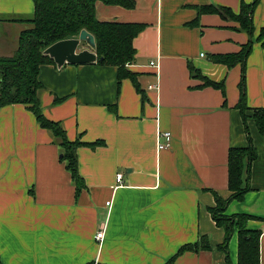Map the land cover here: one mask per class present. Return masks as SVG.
I'll use <instances>...</instances> for the list:
<instances>
[{"label": "crops", "instance_id": "1", "mask_svg": "<svg viewBox=\"0 0 264 264\" xmlns=\"http://www.w3.org/2000/svg\"><path fill=\"white\" fill-rule=\"evenodd\" d=\"M134 1V9L98 2L96 17L146 25L128 66L139 75L144 95L128 79L119 86L116 67H41L44 115L62 122L70 141L105 143L78 150L87 186L79 195L62 148L35 115L21 104L0 108V264H238V230L227 251L220 249L226 231L210 209L215 195H232L229 150L250 145L258 154L245 174L250 190L230 201L225 215L254 217L247 229L262 232L264 264V136L252 111L264 108V47L258 41L264 0L252 10V34L228 12L211 9L238 15L243 3L255 0ZM34 12V0H0V58L14 56ZM250 41L244 68L211 61L238 53ZM190 64L211 81L224 82L225 93L197 88L203 82L192 77ZM243 77L246 125L236 108ZM159 131L173 135L168 150H158ZM101 230L105 239L99 243ZM194 244L210 249L178 254Z\"/></svg>", "mask_w": 264, "mask_h": 264}, {"label": "trees", "instance_id": "2", "mask_svg": "<svg viewBox=\"0 0 264 264\" xmlns=\"http://www.w3.org/2000/svg\"><path fill=\"white\" fill-rule=\"evenodd\" d=\"M98 2L108 6H121L126 9H134L136 6L134 0H34L35 12L29 20L31 28L21 33L18 49L13 57L0 58V108L17 104L25 105L35 115L39 125L51 133L63 150L62 160L66 161V168L76 184V195H79L87 187L84 178L79 173L78 150L84 147L95 150L104 147L105 143L103 141L86 143L81 140V137L75 141H70L62 122L50 120L44 115L39 97L44 88L39 79L40 71L42 66L55 65V63L48 56L43 55V52L59 41L78 37L80 32L85 29L95 37L97 63L103 66L116 67L119 86L123 80L128 79L133 83L136 90L144 95L139 83V75L130 71L127 65L134 62L136 50L133 42L146 28V25L99 21L96 17ZM258 2L259 0H255L251 5L243 3L238 15L230 9L219 8L211 9V11L228 12L230 14L228 16L233 21L238 22L242 30L252 34L254 26L251 14ZM204 10L207 9H200L199 12L202 13ZM258 41L264 47V27L260 30ZM251 49L252 43L250 41L243 45L238 53L214 55L211 57V61L228 68L237 65L244 68ZM189 69L193 78L203 82L197 88L213 87L225 93L224 82L211 81L192 64L189 65ZM240 91L241 96L236 108L242 114L246 125L248 106L246 104L244 77L240 83ZM61 101L58 98L55 100L58 103ZM252 111L258 131L264 136V108ZM246 131L248 132L247 127ZM257 157V151L252 145L229 150V189L232 195L227 200L215 195L216 207L210 209L217 225L226 231V239L220 249L227 251L228 242L234 229L238 230V264H260L259 241L262 232L247 229L248 222L254 219L252 216L244 214L226 216V206L232 200H242L250 190L249 178L245 177V174L246 172L250 174L251 165ZM208 249H210L209 244L202 247L197 244L186 245L180 249L178 254ZM166 264H174V259Z\"/></svg>", "mask_w": 264, "mask_h": 264}, {"label": "water", "instance_id": "3", "mask_svg": "<svg viewBox=\"0 0 264 264\" xmlns=\"http://www.w3.org/2000/svg\"><path fill=\"white\" fill-rule=\"evenodd\" d=\"M96 52L97 44L94 35L84 29L76 38L62 40L51 45L43 52V55L52 59L60 70L66 64H96L98 62Z\"/></svg>", "mask_w": 264, "mask_h": 264}, {"label": "built area", "instance_id": "4", "mask_svg": "<svg viewBox=\"0 0 264 264\" xmlns=\"http://www.w3.org/2000/svg\"><path fill=\"white\" fill-rule=\"evenodd\" d=\"M204 56H205L204 54H201V57H204ZM156 67H158V65ZM149 89L150 90L157 89V85L149 86ZM172 140H173V135L171 132L159 131V133H158V150L159 151L168 150L171 147ZM121 179H122V176L119 175L117 177V180L121 181ZM110 204H111L110 202L107 203L108 206ZM104 233L105 232L103 230L99 231L98 234L96 235V241H98L99 243L103 242L105 239Z\"/></svg>", "mask_w": 264, "mask_h": 264}, {"label": "rangeland", "instance_id": "5", "mask_svg": "<svg viewBox=\"0 0 264 264\" xmlns=\"http://www.w3.org/2000/svg\"><path fill=\"white\" fill-rule=\"evenodd\" d=\"M152 64V63H151ZM158 64L157 63H153L152 66L153 67H156ZM129 64L127 65V68H128ZM152 86V85H151ZM63 155V150H62V154L60 156ZM63 161V160H62ZM64 164H66V161H63ZM120 182V181H119ZM108 203V202H107ZM111 203V202H110ZM108 206V205H107ZM110 206V205H109Z\"/></svg>", "mask_w": 264, "mask_h": 264}]
</instances>
